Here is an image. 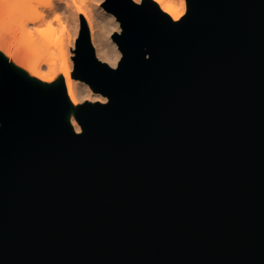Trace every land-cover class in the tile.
I'll return each instance as SVG.
<instances>
[{"label":"water","instance_id":"obj_1","mask_svg":"<svg viewBox=\"0 0 264 264\" xmlns=\"http://www.w3.org/2000/svg\"><path fill=\"white\" fill-rule=\"evenodd\" d=\"M105 0L84 15L75 107L0 51V264H264V0Z\"/></svg>","mask_w":264,"mask_h":264},{"label":"bare ground","instance_id":"obj_2","mask_svg":"<svg viewBox=\"0 0 264 264\" xmlns=\"http://www.w3.org/2000/svg\"><path fill=\"white\" fill-rule=\"evenodd\" d=\"M37 1L39 0H26L25 3L15 4V3H12L11 0H9V3L7 4V6H1V8L3 7L4 10H11L13 8L23 9L26 6L29 9L31 8L30 12H28L29 9L27 8V11L23 12V17L19 20L18 27H20L19 29H21L23 33H26L24 34L25 38L28 33L33 37V35L35 34L34 31L36 32L37 30L39 31V28L37 27L36 24L37 22H42L43 20H45L48 12L55 13L56 19L57 18L60 19L58 8L61 5H57L53 1H50V2L48 1L44 4L45 6H48L49 9L47 7L48 11H43L41 10L42 8L40 7L41 8L40 9L38 7V4H36ZM135 1L141 2L142 0H135ZM155 1H157L159 5L161 6V8L165 10L167 13H169L174 20H179L184 14H186L188 10L187 0H155ZM66 2H67V6H69L70 9L71 8H73L74 10L76 9L79 13L85 15L87 19V23L89 24V27L91 30L92 41L96 47L97 55L99 56V58L107 61L109 64L113 66H117V64L119 63L122 57V51L118 43H116V41L111 38V34L116 29H118L120 32L122 30V27H121V22L115 15V13L109 10L107 11L101 10V12L97 14L93 8L87 5L86 0H82V3H77L76 0H73L72 2L71 1H66ZM28 4H31V6ZM24 9L26 10V8ZM31 27H33V29H36V30L32 31ZM105 33H108L107 38L105 37ZM20 36L22 37V33L20 34ZM36 37H38L39 40H37ZM25 38L23 37L24 40ZM35 38L37 41H34V44H36L35 46L37 48L40 46L39 50L40 52H42L43 56L42 58L38 56L39 60L34 61L30 65L28 72L32 76H42L43 78L49 81L55 79L58 75H62L64 77L68 95L73 104V108L69 112L68 117L71 123L73 124L74 128L78 132H82L83 126L81 122L78 120V118L76 117L75 107L81 104L83 100L106 102L108 100V96L103 94L100 91H96L89 82L81 78L75 77V74H74L75 66H74L73 61H71L70 57L67 54V50L65 48L67 46V42L64 43V39L61 40L62 38L60 39V37H58L57 41H55L53 37L47 36V40H45L42 44V42L40 41L41 39L39 35L35 36ZM23 39L21 38L22 41H24ZM59 39L61 41H59ZM32 41L33 40H31L30 44L28 45H31L34 48V45H32L31 43ZM54 42H56L57 51H54L52 55H49V51L47 52V50L49 49V46L52 45ZM44 43L47 47L44 45ZM43 47L45 48L46 51L44 50ZM36 51L38 52V50ZM7 54L10 56H13L11 51L5 53L6 57H8ZM40 58L42 60L44 59L43 61L48 62L49 66L51 67V71L49 73L42 72V68H41L42 66H40L42 62L40 61L41 60ZM56 59L57 61L59 60V62H57Z\"/></svg>","mask_w":264,"mask_h":264},{"label":"rangeland","instance_id":"obj_3","mask_svg":"<svg viewBox=\"0 0 264 264\" xmlns=\"http://www.w3.org/2000/svg\"><path fill=\"white\" fill-rule=\"evenodd\" d=\"M39 1H41V2H39ZM39 1H37L36 4H38V7L39 8L41 7L42 9L41 8L40 9L43 11H48L49 7L45 6V4H44L48 1L49 2L53 1L55 4L61 5L58 8V10H59L58 12L60 14V19L59 18L56 19L55 13H53V12L49 13L48 12V14H47V12H46V14H47L46 18L47 19L45 18V20H43V21L41 20L42 22H37V24H36L37 27L39 28V31L38 30H37V32L34 31L35 34L33 35V37L28 33L29 35L27 34L28 36L26 35V38H25L24 34H26V33H23L21 31V29H19L20 27H18V26H19V20L23 17V12L27 11L28 7L27 6L24 7V8H26V10L24 8L23 9L13 8L11 10H4L3 7L1 8V6H7V4L9 3V0H0V51L4 54L11 51L13 56H10L7 54L8 59L11 62L13 61L12 63H14L16 66H18L21 69H23L24 71H26L30 76H32L28 72L30 65L34 61L39 60V57L42 58V56H43L42 52H40V50H39L40 46L37 48L35 46L36 44H34V41L39 40L38 37H36L37 40L35 38V36H38V35L41 39L40 41L42 42V44L45 40H47V36L53 37L55 39V41H57L58 37H60V39L62 38L61 40L64 39V43L67 42V46L65 45L66 46L65 48L67 50V54L70 57L71 61H73L74 66H75L74 57L76 55L77 39L79 37L80 28H81V16L84 15V14L79 13L76 9L75 10L73 8L70 9V7L67 6L66 1L72 2L73 0H66V1L65 0H62V1L61 0H39ZM76 1H77V3H82V0H76ZM104 1L105 0H86V3L89 7L93 8L97 14H99L101 12V10L107 11L106 7L103 5ZM28 5L31 6V4H28ZM47 7H48V9H47ZM74 8H76V7H74ZM30 9L28 12H30ZM40 29H44V31H40ZM31 30L33 31L36 29H33V27H31ZM19 31H20V33H19ZM115 31H119V30L116 29V30H114V32ZM21 33H22V37L20 36ZM112 34H111V38L114 40ZM107 35H108V33H105L106 38H107ZM23 37L25 38V40L23 39ZM21 38L24 41H22ZM60 39H59V41H61ZM14 40H15V42H14ZM31 40H33L31 43H32V45H34L35 50H34L33 46L28 45V44H30ZM37 44H39V43H37ZM44 45H45V43H44ZM36 50H38V52ZM44 50H45V48H44ZM48 51H49V55H52L54 53V51H57L56 42H54L52 45L49 46V49L47 50V52ZM38 53H40V54H38ZM44 59H45V57H44ZM43 60L42 59L40 60L43 64V65L40 64V66H42L41 67L42 72L49 73L51 71V67L49 66L48 62L43 61ZM56 61H57V59H56ZM57 62H59V60ZM32 77H35V78H37L41 81L47 82V83H53V82L59 81L60 79L64 78L62 75H58L55 79L49 81V80H46L45 78H43L42 76H32ZM65 84H66V82H65ZM84 101H89V100H83V102Z\"/></svg>","mask_w":264,"mask_h":264},{"label":"snow or ice","instance_id":"obj_4","mask_svg":"<svg viewBox=\"0 0 264 264\" xmlns=\"http://www.w3.org/2000/svg\"><path fill=\"white\" fill-rule=\"evenodd\" d=\"M11 2L15 4H22L25 3L26 0H11ZM40 31H44V29H40Z\"/></svg>","mask_w":264,"mask_h":264}]
</instances>
